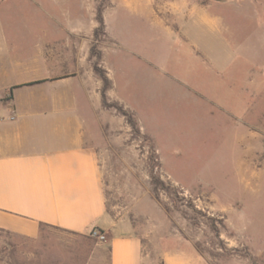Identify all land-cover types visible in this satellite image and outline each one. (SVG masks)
<instances>
[{"label":"rangeland","instance_id":"374dc122","mask_svg":"<svg viewBox=\"0 0 264 264\" xmlns=\"http://www.w3.org/2000/svg\"><path fill=\"white\" fill-rule=\"evenodd\" d=\"M149 6L0 0V21L31 54L46 27L29 21L89 23L102 12L93 53L108 78L103 136L88 145L106 211L132 225L144 264H264V0L209 1L214 24L191 30L200 53L169 36ZM94 232H0V264H111L109 238Z\"/></svg>","mask_w":264,"mask_h":264},{"label":"crops","instance_id":"0c3cea01","mask_svg":"<svg viewBox=\"0 0 264 264\" xmlns=\"http://www.w3.org/2000/svg\"><path fill=\"white\" fill-rule=\"evenodd\" d=\"M209 1L152 0L149 8L169 36L200 53L191 30L214 24ZM29 23L46 27L31 54L0 21V232L36 238L43 227L97 230L109 238L111 264H144L132 225L106 211L98 155L88 145L103 136V84L93 53L98 22ZM12 27L21 30L23 22ZM98 60L102 67L103 54Z\"/></svg>","mask_w":264,"mask_h":264},{"label":"trees","instance_id":"16d2710c","mask_svg":"<svg viewBox=\"0 0 264 264\" xmlns=\"http://www.w3.org/2000/svg\"><path fill=\"white\" fill-rule=\"evenodd\" d=\"M96 20H97L98 25H99L98 28H97V31H96V36H97L98 35V32H99V28L100 27L103 28L105 26L104 17H103L102 12H98V15L96 17ZM94 70L97 73V75L102 79V81H104L106 83L108 82V78L104 77V75L98 69V66L97 65L94 66ZM102 93H103V101L106 103V90H103ZM118 110L123 115V117L126 118V120H127L128 124L130 125V127L134 131L138 132L139 130L137 128V123L135 122L134 117L130 113L126 112L123 108H118ZM156 185H157V183H156Z\"/></svg>","mask_w":264,"mask_h":264},{"label":"built area","instance_id":"2783aa9c","mask_svg":"<svg viewBox=\"0 0 264 264\" xmlns=\"http://www.w3.org/2000/svg\"><path fill=\"white\" fill-rule=\"evenodd\" d=\"M94 235L99 238L100 240L105 239L104 234H102L101 232H94Z\"/></svg>","mask_w":264,"mask_h":264},{"label":"water","instance_id":"95a60500","mask_svg":"<svg viewBox=\"0 0 264 264\" xmlns=\"http://www.w3.org/2000/svg\"><path fill=\"white\" fill-rule=\"evenodd\" d=\"M212 1L223 2V1H225V0H212Z\"/></svg>","mask_w":264,"mask_h":264}]
</instances>
